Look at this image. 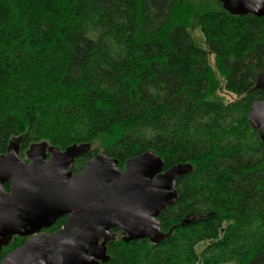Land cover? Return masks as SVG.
Segmentation results:
<instances>
[{
	"label": "trees",
	"instance_id": "1",
	"mask_svg": "<svg viewBox=\"0 0 264 264\" xmlns=\"http://www.w3.org/2000/svg\"><path fill=\"white\" fill-rule=\"evenodd\" d=\"M215 1L0 0V155L12 141L20 155L99 144L120 169L148 151L163 171L192 166L158 217L166 239L125 244L113 231L104 264H264V142L248 122L264 101V17Z\"/></svg>",
	"mask_w": 264,
	"mask_h": 264
},
{
	"label": "water",
	"instance_id": "2",
	"mask_svg": "<svg viewBox=\"0 0 264 264\" xmlns=\"http://www.w3.org/2000/svg\"><path fill=\"white\" fill-rule=\"evenodd\" d=\"M217 1L232 16L264 17V0ZM254 89L264 92V70ZM248 122L264 142V101L252 104ZM45 146L31 145L21 159L18 145L9 144L0 155V251L11 238L24 239L0 264H104L113 231L120 232L125 244L166 239L158 217L177 201V181L192 172L191 165L163 171L161 159L148 151L120 169L116 159L101 152L73 173L75 160L90 145L62 151H46ZM62 217L66 220L60 229L40 233ZM191 223L185 218L180 227Z\"/></svg>",
	"mask_w": 264,
	"mask_h": 264
},
{
	"label": "rangeland",
	"instance_id": "3",
	"mask_svg": "<svg viewBox=\"0 0 264 264\" xmlns=\"http://www.w3.org/2000/svg\"><path fill=\"white\" fill-rule=\"evenodd\" d=\"M192 3H194L197 7L200 6V7H206V8H209V9H215L218 7V4L216 3L215 0H207V2L205 3L204 0H190ZM190 34L191 36L193 37L194 41L198 44V45H203L204 43V40H203V37L202 35L200 34L199 30L197 28H191L190 30ZM211 63H212V58L210 59ZM222 96L224 97L225 101H230V100H235V98L233 96H231L230 94H226L223 92ZM11 145H16L17 146V143L16 142H13L11 143ZM46 147V151H48V149L50 148L49 146H45ZM94 148H99L98 151L99 153H101L100 151V147H99V144H93L92 146L90 145V149H94ZM102 150V149H101ZM19 157L21 159H26V156H25V152L24 153H21V155L19 154ZM56 228H52V230L54 231ZM50 230V231H52ZM203 248V245L200 244L197 248H196V251L199 253Z\"/></svg>",
	"mask_w": 264,
	"mask_h": 264
},
{
	"label": "flooded vegetation",
	"instance_id": "4",
	"mask_svg": "<svg viewBox=\"0 0 264 264\" xmlns=\"http://www.w3.org/2000/svg\"><path fill=\"white\" fill-rule=\"evenodd\" d=\"M48 157H49V154L47 153V158H48ZM72 172H73V171H72ZM73 173H76V172H73ZM62 218H65V220H66V217H62ZM58 220H59V219H58ZM56 222H57V221H56ZM54 225H55V224H54ZM54 225H53V226H54ZM53 226H52V227H53ZM52 227L49 228V229H47V230H42L40 233H52V232L56 231V230H54V231H50V230H52ZM60 228H61V227H60ZM60 228H59V229H60ZM57 230H58V229H57ZM13 238H15V237H13ZM13 238L10 239L8 245L12 242ZM8 245H6V246H4V247H7ZM4 247H2V249H3ZM2 249H1V250H2ZM0 252H1V251H0Z\"/></svg>",
	"mask_w": 264,
	"mask_h": 264
}]
</instances>
